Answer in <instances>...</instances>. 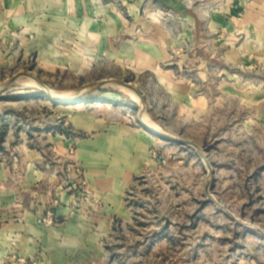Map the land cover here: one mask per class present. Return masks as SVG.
<instances>
[{"label": "rangeland", "instance_id": "rangeland-1", "mask_svg": "<svg viewBox=\"0 0 264 264\" xmlns=\"http://www.w3.org/2000/svg\"><path fill=\"white\" fill-rule=\"evenodd\" d=\"M68 8L1 30L0 227L16 219L18 189L25 207L42 205L46 228L62 194L75 198L72 216L87 204L75 157L96 131L79 127L101 120L152 139L127 193L131 222L105 242L111 264H264V19L247 20L238 0ZM59 136L71 141L65 156ZM34 171L62 188L32 197ZM9 242L3 264H36Z\"/></svg>", "mask_w": 264, "mask_h": 264}, {"label": "crops", "instance_id": "crops-1", "mask_svg": "<svg viewBox=\"0 0 264 264\" xmlns=\"http://www.w3.org/2000/svg\"><path fill=\"white\" fill-rule=\"evenodd\" d=\"M75 1L77 0H0V34L8 25L29 26L30 20L34 18V22L35 19L37 22L42 14L55 18L58 13H65ZM238 1L246 8L244 17L247 20L263 21L264 0ZM234 16L236 17L235 12ZM260 25L256 27L261 32L257 34V38L264 37V24ZM32 27L36 31L41 29L39 25ZM79 129L96 131V136L92 139L77 141L75 157L85 172L91 199L72 216L75 198L68 193L62 194V203L54 208L59 223L46 228L37 221L42 205L35 204L34 200L31 206L25 207V190L18 189L16 197L20 203L15 205L16 214H13L16 219H6L0 227V264L6 262L10 254V237L16 240V248H13L16 253L26 261H36V264H111L112 256L107 252L105 242L111 238L116 224L120 222L126 225L131 222L127 193L146 162L152 139L129 126H107L101 120H97L94 125L84 124ZM70 143L66 136H59L56 147L61 155L65 156ZM47 179L54 181V184L44 186ZM60 180L34 171L31 185L34 189L29 188L28 191L32 197L41 200L44 197L36 188L43 187L50 198L54 190L62 188ZM80 247L85 251H79ZM90 247L95 248V252L90 253Z\"/></svg>", "mask_w": 264, "mask_h": 264}, {"label": "water", "instance_id": "water-1", "mask_svg": "<svg viewBox=\"0 0 264 264\" xmlns=\"http://www.w3.org/2000/svg\"><path fill=\"white\" fill-rule=\"evenodd\" d=\"M124 85H126V84H124Z\"/></svg>", "mask_w": 264, "mask_h": 264}]
</instances>
